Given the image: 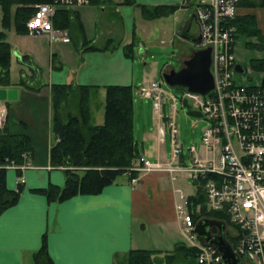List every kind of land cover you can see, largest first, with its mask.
Masks as SVG:
<instances>
[{"label":"crops","instance_id":"1","mask_svg":"<svg viewBox=\"0 0 264 264\" xmlns=\"http://www.w3.org/2000/svg\"><path fill=\"white\" fill-rule=\"evenodd\" d=\"M132 1L154 6L178 4L180 0ZM92 5H101L99 8L102 17L105 15L106 3L87 6ZM78 8L73 9L69 42L74 40L76 30L83 31ZM178 10L183 9L178 8L173 13ZM183 11L187 12L186 9ZM238 14L254 16L264 43V23L262 24L261 16L254 8L241 7ZM186 15V18L177 22L176 31L173 32L177 39V31L184 27L181 35L184 39L177 40L190 48L181 54V58L194 49L187 39L194 35L190 32L193 21L188 12ZM103 22L107 27L100 30L102 33L99 31L93 41L81 33L83 46L77 49L74 54L75 62L71 64L62 59L61 46H57L54 52V43H48L51 56L55 55L60 60L54 64L56 58H51L52 64L47 68L45 81L38 80L34 71L36 52L33 48L22 50V54L17 50L12 52L11 61L14 56L19 63L28 62L30 73H26L25 66L21 65L18 80H12L10 68L13 85L9 88H15L17 95L13 100L3 101L6 107L3 126L11 134H26L31 142V150L25 154L24 162L21 163L23 166L19 169H6L7 188L17 187L18 175H21L23 182L16 203L0 212V264H33L32 257L42 246L43 239L54 264H125V256L132 249L159 251L158 257H163L165 252L173 250L177 244L188 246L182 234V222L176 213V205L182 200L189 209L187 200L196 194L197 184L185 173H168L164 169L139 170L138 175L129 180L128 173L124 172L97 194H78L63 201H48L44 195L32 192V189L45 187L49 183L62 186L65 181L63 169L52 166L49 159V149L57 140L52 129L49 85H97L98 91L103 90L104 94L105 85H133V61L125 55L123 47L132 43L142 49L144 40H139L131 27L130 33L134 34L132 41L122 43L120 39L113 45V22L106 21L105 18ZM145 31L144 28L142 32ZM6 41L10 46L19 44V41H14L9 30H6ZM89 46L98 49H90ZM20 78L29 87L41 85V88L34 90L18 85ZM158 122L157 140L163 144L158 139V129L162 126L161 121ZM141 156L148 162H158L163 167L171 162V166L176 168L172 158L163 159L159 150L155 160H148L143 150ZM198 210L199 206H196L194 211ZM211 229L214 231L213 227ZM241 264L250 263L242 259Z\"/></svg>","mask_w":264,"mask_h":264},{"label":"built area","instance_id":"2","mask_svg":"<svg viewBox=\"0 0 264 264\" xmlns=\"http://www.w3.org/2000/svg\"><path fill=\"white\" fill-rule=\"evenodd\" d=\"M92 1L49 0L33 4L34 11L25 22L27 31L34 36L44 35L50 42H67V29L53 25L56 8L88 5ZM181 1L191 10L198 26L200 47L210 48L213 88L204 95L187 90L182 94L191 108L200 111L208 121L201 133L200 155H195L190 163L176 142L174 110L167 116L172 159L178 164L177 171L202 183L208 209L227 213L236 225L234 252L252 264H264V87L248 82L245 71L235 70V29L230 21L237 14L238 0ZM139 90L141 95L152 98L154 109L162 118L165 91L161 85L152 82ZM170 105L173 109L174 102ZM3 112L0 104V124ZM160 134L162 141V129ZM194 151L193 146L189 148V152ZM140 160L147 170L162 168L159 163L150 164L142 157ZM164 169L169 173L175 171L172 167ZM176 209L183 225L182 234L198 249V262H218L217 250L198 241L189 212L181 204Z\"/></svg>","mask_w":264,"mask_h":264},{"label":"trees","instance_id":"3","mask_svg":"<svg viewBox=\"0 0 264 264\" xmlns=\"http://www.w3.org/2000/svg\"><path fill=\"white\" fill-rule=\"evenodd\" d=\"M46 1L49 0H0L1 88L13 85L10 78L12 50L9 42L6 41V30L12 28L19 34L27 33L25 21L34 11L31 5ZM109 2L112 0H93V4ZM122 3L131 4L133 1L124 0ZM237 5L251 8L263 6L264 2L238 0ZM139 6L145 18L168 16L179 8L177 4ZM72 15L73 9L57 7L53 24L71 29ZM230 23L235 28L236 37L254 39L245 42L247 48L264 50V43L253 15L235 16ZM133 45L131 43L123 47L125 55L132 56ZM89 48L98 49L95 46ZM249 65L251 69L261 73L260 83L264 87V57L250 58ZM17 84L29 87L23 78H20ZM40 86L29 88L39 90ZM98 88L97 85L68 83L49 85L52 129L57 137L56 142L49 149V159L52 166L63 169L65 181L62 186L49 183L45 187L32 189V192L44 195L48 201H63L78 194H97L124 172L128 173L129 180L138 175L134 161L141 155V151L133 134V87L105 85L103 121L96 124L92 121L88 97L92 90L97 91ZM30 150L31 142L26 134H11L5 126L0 128V212L16 203L22 187L19 184L16 189L7 188L6 166L23 163L24 155ZM208 177H211V174ZM187 203L190 211L192 210L194 221L201 216H207L223 220L227 226L236 228L223 211L207 210L206 196L201 183L197 184L196 194L190 196ZM196 206H199L198 212L194 211ZM226 238L231 244L233 243L234 237L229 233L226 234ZM197 251L196 247L181 243L173 250L165 252L163 257H158L159 251L132 249L125 256V264H200L196 257ZM32 258L33 264H54L48 254L45 239Z\"/></svg>","mask_w":264,"mask_h":264},{"label":"rangeland","instance_id":"4","mask_svg":"<svg viewBox=\"0 0 264 264\" xmlns=\"http://www.w3.org/2000/svg\"><path fill=\"white\" fill-rule=\"evenodd\" d=\"M262 1L264 2V0ZM106 5L107 9L103 17L102 12H100V5L80 6L78 11L80 13L83 31L76 30L74 40L69 43L61 44L54 42V52L57 46H61L63 49L62 59L68 64L75 62L76 56L74 54L77 52V49L83 46L80 38L81 33H83L88 40L93 41L92 39L99 34V31L107 27L103 22V18H105L106 21L111 20L113 22V45L120 39L122 43L131 42L134 34L132 35L130 33V28L133 27L137 38L139 40H144L142 49L137 45L133 46L132 57H130L133 61L132 69L134 76L132 85L134 92V138L138 142L140 151L143 150L148 160H155V155L158 150L162 154L163 159H170L172 148L170 145L169 129L162 121L161 125L165 132L164 143L160 144L156 135L159 122L157 120L156 111L154 110L153 100L150 96H140L138 93V87L142 85H149L152 82L161 83V88L165 91L161 110L165 115H168L171 110L170 103L172 99L170 96L172 95L177 98L174 110L175 132L177 135L176 142L179 144L181 154L185 156L187 162L190 163L195 155H200L202 150L201 133L208 125V121L204 117H196L187 114L186 109L182 107L179 102V98L183 94V89L178 86L172 87L167 85L162 77L165 66L178 68L180 59H182L181 54L184 51H188L190 48L188 45L179 42V40H177L178 38L175 39L173 36V32L176 31L177 22L186 18V13L188 12L189 14V11L186 9L187 12H184L183 10L185 8H182L183 10H178L168 16L148 18L151 19V21H147L141 13L139 6L141 5L140 2L133 1L131 4L109 2L106 3ZM253 8L256 13L261 16L260 21L263 24L264 5ZM144 28L146 31L142 32ZM8 30L10 35L13 36L14 41H19V44L11 45L12 52L17 50L18 53L22 54V50L34 49L36 52L33 61L36 64L35 67L33 65L34 71L36 72L38 80L45 81L47 68L52 64L51 58H56L55 55L54 57L51 56V53L48 51L49 44L47 39L44 36H30L27 33L18 35L12 28ZM196 30L195 23L191 22L190 32L194 34ZM100 32L102 33V31ZM177 32L178 34H182L184 32V27H181ZM248 40L254 41L253 38L250 39L244 36H238L233 46V55L236 61L245 67V78L247 77V81L252 84H257L260 82L261 73L251 69L249 66V59L264 57V50L258 51L256 49L247 48L244 44ZM191 48H193V46H191ZM58 58H56L54 64L59 63L60 59ZM11 62L12 80H18L19 68L21 65L22 67L25 66L26 73H30L28 62L20 61L19 63L14 56ZM88 98V106L91 110L92 121L94 123H100L103 120V90H92ZM192 146L195 151L191 153L189 152V148ZM173 164L176 163L173 162ZM224 231L226 235L230 230H228L227 227Z\"/></svg>","mask_w":264,"mask_h":264},{"label":"water","instance_id":"5","mask_svg":"<svg viewBox=\"0 0 264 264\" xmlns=\"http://www.w3.org/2000/svg\"><path fill=\"white\" fill-rule=\"evenodd\" d=\"M193 43H198L199 39H192ZM182 66L171 67L163 71L162 77L169 86L185 87L191 92L200 94L207 93L213 87L212 75L209 69L210 49H195L191 51L188 57L183 60ZM236 69L241 70L237 65ZM17 91L15 88H1L0 100H13L16 98ZM182 106L186 113L192 116H200L199 111L190 109L183 99ZM216 226L217 232H213L211 227ZM224 222L222 220L210 217L199 218L194 226L195 232L208 244L213 245L220 253V261L215 264H241L240 258L233 251L231 244L224 235Z\"/></svg>","mask_w":264,"mask_h":264},{"label":"flooded vegetation","instance_id":"6","mask_svg":"<svg viewBox=\"0 0 264 264\" xmlns=\"http://www.w3.org/2000/svg\"><path fill=\"white\" fill-rule=\"evenodd\" d=\"M213 228H214V232H216L218 230L216 226H213Z\"/></svg>","mask_w":264,"mask_h":264}]
</instances>
